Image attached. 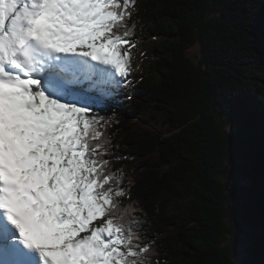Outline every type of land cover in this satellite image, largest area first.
Returning <instances> with one entry per match:
<instances>
[{
  "label": "snow or ice",
  "instance_id": "1",
  "mask_svg": "<svg viewBox=\"0 0 264 264\" xmlns=\"http://www.w3.org/2000/svg\"><path fill=\"white\" fill-rule=\"evenodd\" d=\"M134 15L137 0H0V264H162L100 114L132 85Z\"/></svg>",
  "mask_w": 264,
  "mask_h": 264
},
{
  "label": "trees",
  "instance_id": "2",
  "mask_svg": "<svg viewBox=\"0 0 264 264\" xmlns=\"http://www.w3.org/2000/svg\"><path fill=\"white\" fill-rule=\"evenodd\" d=\"M137 4L132 40H147L136 45L146 65L118 117L100 114L113 121L112 151L128 157L112 167L132 180L139 226L162 264H237L243 230L247 264H264V0ZM196 44L199 65L187 55ZM237 94L243 103L220 104Z\"/></svg>",
  "mask_w": 264,
  "mask_h": 264
},
{
  "label": "rangeland",
  "instance_id": "3",
  "mask_svg": "<svg viewBox=\"0 0 264 264\" xmlns=\"http://www.w3.org/2000/svg\"><path fill=\"white\" fill-rule=\"evenodd\" d=\"M140 42H147V40H139L136 42V45H138ZM141 54H143V50L141 49H133V65H132V72L130 74L129 79L132 81V85L129 86L128 88H122L123 90L120 91V94L114 98L113 100H110L109 102L106 101L107 104V110L105 111H112L113 113H115L117 110H119V108H117V104L120 101V97L126 98L128 99V96H132L133 93V87L136 86V84L140 81L139 78V70L141 68V66L146 65V64H142V59H141ZM188 58L195 64V65H199L200 62V57H201V50H200V46L198 44H196L195 46H193L189 51H188ZM115 117H118L117 112L114 114ZM137 124L139 126H144L142 123L137 122ZM157 128L162 129L161 128V118H159V120L157 121ZM228 130V133L233 132L234 129L232 127V124H227L225 126ZM247 232H251V231H247ZM245 230H243V233L241 232L239 235V239H238V243H240L238 245V247L236 248V258L235 261L237 264H247L249 262V259H251V246H252V239L251 236L249 237V235L245 234Z\"/></svg>",
  "mask_w": 264,
  "mask_h": 264
}]
</instances>
